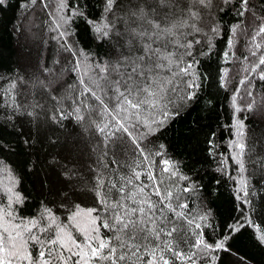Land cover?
I'll return each instance as SVG.
<instances>
[{
	"label": "snow or ice",
	"instance_id": "snow-or-ice-1",
	"mask_svg": "<svg viewBox=\"0 0 264 264\" xmlns=\"http://www.w3.org/2000/svg\"><path fill=\"white\" fill-rule=\"evenodd\" d=\"M4 3L0 0V5ZM248 4L249 0H241L240 16L249 10ZM66 7L67 0H59L58 11ZM211 7L212 0H105L100 19L88 23L99 40L112 45L115 57L81 52L72 69L78 86H70L77 95H53L59 115L49 117L54 123L72 118L85 132L94 131L101 138L93 149L100 152L94 166L89 165L90 176L62 166L69 189L63 192L65 199L71 201L79 190L91 194L97 206L62 204L70 209L67 223L48 206L36 216L21 215L18 206L26 197L17 190L19 177L0 159V264H197L198 253L227 250V236L210 243L203 232L192 233L195 240L191 242L181 222L191 226L196 218H188L183 193L195 191V185H179L178 181L190 178L166 158L163 144L153 151L144 143L180 114L182 104L197 97L200 85L195 66L199 61L193 49L201 44L197 36L205 37L209 50L212 47L200 26L202 13ZM75 15L83 13L75 8L71 16L61 14L57 29ZM238 27L233 26V36ZM210 31L215 33L218 28L213 26ZM255 35L264 36V23ZM255 48L259 50L261 44ZM260 65H264V55L256 67ZM16 87V81L0 85V107L12 110L9 119L21 108L14 95ZM64 100L72 101L70 110L63 106ZM33 107L44 106L38 101ZM234 127L232 158L244 171L245 126L237 120ZM116 144L126 156L131 153V163L117 159ZM153 157L161 158L159 164ZM199 219L206 221L207 215ZM257 239L264 244V229Z\"/></svg>",
	"mask_w": 264,
	"mask_h": 264
},
{
	"label": "trees",
	"instance_id": "trees-1",
	"mask_svg": "<svg viewBox=\"0 0 264 264\" xmlns=\"http://www.w3.org/2000/svg\"><path fill=\"white\" fill-rule=\"evenodd\" d=\"M58 3L5 0L0 5V85L16 81L14 95L21 105L12 119V110L0 107V159L15 171L20 181L17 190L26 197L18 206L19 214L36 216L48 206L67 223L70 209L62 204L97 205L91 194L79 190L71 201L65 199L63 192L69 189L62 166L90 176L89 165L94 166L100 152L93 149L101 138L94 131L85 132L72 118L54 123L49 117L59 114L51 97H76L70 86H78L72 69L81 52L107 59L115 57V51L97 38L88 23L100 19L105 0H67V7L59 11ZM241 7V0L227 4L212 0V7L202 13L200 26L211 38L212 47L209 50L205 37H196L201 40L193 49L199 61L195 66L200 85L197 97L182 104L178 116L144 141L153 151L165 146L166 158L190 178L178 181L181 187L195 185V191L183 193L188 218H196L191 226L181 222L184 231L190 235L203 232L210 243L229 237L227 250L198 253L197 264H264V244L257 239L264 229V65L256 67L264 55V36L255 35L264 23L260 19L264 0H249L243 16L238 14ZM75 8L83 15L72 16L57 29L58 17L71 16ZM213 26L218 28L215 33L210 31ZM61 32L67 35L61 37ZM256 43L261 44L259 50ZM254 51L256 55H252ZM38 101L43 109H34ZM71 104V100L63 101L66 109ZM28 112L39 115L30 117ZM237 120L245 126L244 171L232 158ZM121 148L115 145L117 159L131 163V153L126 156ZM153 159L159 164L161 158ZM205 214L206 221L200 220ZM196 223L202 227L195 228ZM229 226L240 230L232 231ZM194 240L191 235V242Z\"/></svg>",
	"mask_w": 264,
	"mask_h": 264
}]
</instances>
